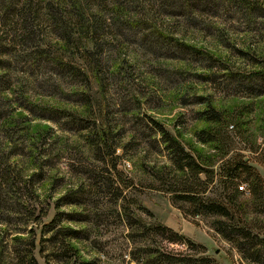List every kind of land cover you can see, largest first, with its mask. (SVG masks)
<instances>
[{
	"label": "rangeland",
	"instance_id": "obj_1",
	"mask_svg": "<svg viewBox=\"0 0 264 264\" xmlns=\"http://www.w3.org/2000/svg\"><path fill=\"white\" fill-rule=\"evenodd\" d=\"M86 1L100 12L89 18L102 36L93 66L75 52H65L60 65L55 56H34L44 40L42 18L26 14L25 29L18 12L0 7L14 25L5 32L0 20V44L7 46L0 45V65L8 66L0 70V264H27L30 240L35 264H170L159 256L146 262L154 250L173 254L178 263L189 254L216 264H253L216 231L214 215H192L188 203L174 198L182 178L156 126L191 154L208 156L215 154L211 144L194 135L207 127L197 113L206 107L229 116L242 112L246 133L263 144L264 95L245 94L241 73L253 68L242 56H264V0L243 6L232 0H118L148 12L120 27L100 8L111 0ZM133 15L128 19L140 17ZM230 136L225 158L241 154L264 179V167L241 135ZM92 137L113 153L103 159L102 150L86 143ZM218 162L215 176L204 187L195 184V191L229 210L242 206L251 234L264 237L263 216L254 212L249 194L227 197ZM154 224L188 242L168 241L170 233Z\"/></svg>",
	"mask_w": 264,
	"mask_h": 264
},
{
	"label": "trees",
	"instance_id": "obj_2",
	"mask_svg": "<svg viewBox=\"0 0 264 264\" xmlns=\"http://www.w3.org/2000/svg\"><path fill=\"white\" fill-rule=\"evenodd\" d=\"M11 1L13 3L11 7L8 6V4L4 6V3H0L1 10H6L7 13L9 10L12 11V13L18 12L24 19L26 14H28L36 22L42 18L40 22L44 27V40L40 43L42 46H37L34 49V56H44L47 59L51 56H55L52 59L58 62L57 64H62L61 56H64L65 52H67L68 56H71L70 53L72 55L79 53L80 56H86L84 59L90 66H93L94 62L91 56H93L92 53L96 52L95 49L97 46H100L102 43H99L102 36H97L95 30H93L95 27L94 25H91L92 23H90L89 18L100 16V12H98V10H94L93 12V10L89 8L86 0ZM232 1L240 2L242 6L250 3L247 2V0ZM253 6L254 5L250 7ZM102 7L104 11L107 10V13L110 14L109 17L111 24L116 23L119 27L122 24L125 26L127 22L142 21L145 19L144 14L148 13L144 12L145 9L144 11H135L136 7H125V4L118 0H111L110 7H107L106 3H104V6L101 4L100 8ZM131 12H133L134 15H139L140 17H133L131 18L132 20H129L128 18H130L129 14ZM5 15L3 16V14L0 13V20L2 19L1 22L3 25L4 23H7L4 27L7 28L5 32H8V23L12 26L14 25L8 21L7 16V19L4 18ZM29 22L30 20L25 19L22 21L20 26H24L23 28L28 29ZM6 37H8V34H6ZM170 39L173 42L176 41V39ZM6 40L8 39L6 38ZM0 45H3V48L6 46L5 43ZM9 45L13 46L14 44L9 43ZM89 47H92V49L88 50ZM33 53L31 55H33ZM96 55L98 56V54ZM0 56H4L3 49L0 50ZM242 57L248 59L253 67L249 72H246L245 74L241 73L243 82L242 87L244 88L245 94L249 97L264 95V56ZM64 65V67L71 71L67 63ZM1 69L7 70L8 66L4 65L3 67V65H0V70ZM98 85L101 86L100 83H98ZM76 117L77 119H80L81 116L78 114ZM197 119H201L205 122L207 127L195 133V138L200 143H210L213 151L215 152L214 155L211 154L208 156H201L198 153L191 154L189 151L184 149L181 143H179L173 135L167 134L159 125L156 126L157 131L161 135V142L170 156L172 165L175 167V171L179 173V179L182 178L181 181H178L181 184V188H179L180 194H174V198L188 203L191 207L190 211L192 215H214L215 218L212 220V225L218 233H220L227 240L233 241L238 247V251L246 259H249L251 263L264 264V237L260 235V233L251 234L249 227H247V223H250L247 221L249 218L244 213V208L242 206H234L232 204V210H229L227 206H223L222 203H218L210 197H200L194 187L195 184H198L200 187H204L211 181L212 177L215 176V174H213L212 166L216 161H219L218 166L220 167V172L217 176L218 182L221 179L220 177H223L222 182H225L227 187L230 188L227 195L229 200L232 201L236 196L248 193L249 197L253 201L252 207L254 208V212L260 213L263 216L262 220H264V179L260 176L254 166L250 165L247 160H243V156L241 154H236V156L231 158H225L227 154L225 145L231 141L230 134L232 133L233 135L238 136L241 135L240 138L245 141L247 150L254 154L253 159L264 167V131L260 133L263 144H257V142L254 139L252 140L250 135L246 133V128H244L245 122L241 121L243 119L242 112L230 114L229 116L213 108L206 107L197 113ZM230 122H232V124ZM85 127L86 126L84 125L80 126L81 129ZM85 141L86 143H89L88 145L93 146V151L97 152V150H102L103 154L101 153V155L103 159L104 156H110L113 153V149L105 144V149L100 148L102 144L99 145V143H103L102 139L100 140L99 138L92 137L91 140L88 139L87 141L86 139ZM201 174L205 176V180L199 178V175ZM186 181H189V183H186ZM237 181L243 182L244 185H236ZM237 186H243L241 187L243 190L238 189ZM234 213L238 216H234ZM241 215L244 217L243 219L246 220H241ZM235 217H238V219L235 220ZM224 219L228 220L225 221ZM259 220H261V218H259ZM250 221L255 223L253 220ZM152 227L157 231H167L170 233V238H167L168 241L188 242V240H186L183 236L173 232L165 226L154 224ZM69 231L70 229H64L63 232L65 233L63 234V237L70 239L72 234L68 233ZM62 246L66 249H71V246L67 242L63 241ZM27 247L26 263L35 264L32 257V250L35 247L34 242L32 240L27 242ZM148 255L149 257L146 258V262L153 260L155 256H159L157 260L161 259L170 264H216L206 256L193 257L187 254L181 256L180 258H176L181 261L178 263L174 260L175 256L171 253L169 256L159 253L158 250H154L149 251ZM82 263L87 264L86 261H82Z\"/></svg>",
	"mask_w": 264,
	"mask_h": 264
},
{
	"label": "built area",
	"instance_id": "obj_3",
	"mask_svg": "<svg viewBox=\"0 0 264 264\" xmlns=\"http://www.w3.org/2000/svg\"><path fill=\"white\" fill-rule=\"evenodd\" d=\"M241 187H243V186H237L238 189H241ZM241 190H243V189H241Z\"/></svg>",
	"mask_w": 264,
	"mask_h": 264
}]
</instances>
